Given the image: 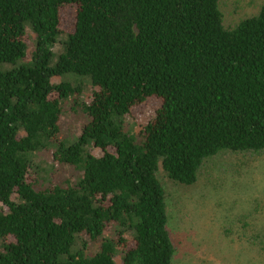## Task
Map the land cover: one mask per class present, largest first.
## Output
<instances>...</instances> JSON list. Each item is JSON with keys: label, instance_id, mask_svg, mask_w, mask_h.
Masks as SVG:
<instances>
[{"label": "trees", "instance_id": "16d2710c", "mask_svg": "<svg viewBox=\"0 0 264 264\" xmlns=\"http://www.w3.org/2000/svg\"><path fill=\"white\" fill-rule=\"evenodd\" d=\"M224 152L264 155V3L227 27L220 0H0V264H174L160 170L191 187Z\"/></svg>", "mask_w": 264, "mask_h": 264}, {"label": "rangeland", "instance_id": "374dc122", "mask_svg": "<svg viewBox=\"0 0 264 264\" xmlns=\"http://www.w3.org/2000/svg\"><path fill=\"white\" fill-rule=\"evenodd\" d=\"M263 3L220 0L225 25L235 26L257 14ZM75 23L76 7L65 8L61 12L63 36L53 47V63L63 51L64 37L74 32ZM81 81L85 84L81 101L90 102L92 86L88 80ZM72 101L66 102L62 119L61 140L66 143L75 141L89 121L87 116L78 120ZM161 105L162 100L155 97L135 104L125 128L133 131L147 125ZM37 163L43 168L48 161L42 155ZM159 178L167 194L169 231L176 248L174 264H264V155L221 153L207 161L197 184L191 187L174 183L162 170ZM117 261L121 263L119 258Z\"/></svg>", "mask_w": 264, "mask_h": 264}]
</instances>
